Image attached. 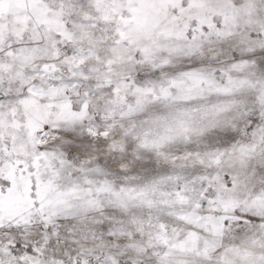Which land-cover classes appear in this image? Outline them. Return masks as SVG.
<instances>
[{
  "label": "snow or ice",
  "instance_id": "6c2138e0",
  "mask_svg": "<svg viewBox=\"0 0 264 264\" xmlns=\"http://www.w3.org/2000/svg\"><path fill=\"white\" fill-rule=\"evenodd\" d=\"M0 264H264V0H0Z\"/></svg>",
  "mask_w": 264,
  "mask_h": 264
}]
</instances>
